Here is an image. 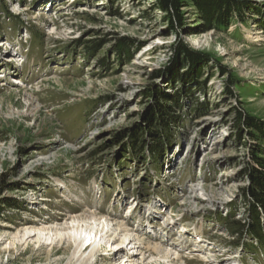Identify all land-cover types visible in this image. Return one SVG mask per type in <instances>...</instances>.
I'll return each mask as SVG.
<instances>
[{
  "label": "rangeland",
  "instance_id": "374dc122",
  "mask_svg": "<svg viewBox=\"0 0 264 264\" xmlns=\"http://www.w3.org/2000/svg\"><path fill=\"white\" fill-rule=\"evenodd\" d=\"M243 1L210 29L188 3L176 32L151 0H0V264H264L259 242L227 228L252 219L257 140L235 108L264 125V0ZM177 46L204 59L196 82H173ZM154 92L181 106L158 134ZM82 212L128 233L97 230L76 255Z\"/></svg>",
  "mask_w": 264,
  "mask_h": 264
},
{
  "label": "trees",
  "instance_id": "16d2710c",
  "mask_svg": "<svg viewBox=\"0 0 264 264\" xmlns=\"http://www.w3.org/2000/svg\"><path fill=\"white\" fill-rule=\"evenodd\" d=\"M152 1V12L160 11L162 13V18L165 23H168L169 27L178 32L180 28L184 25V15L182 7L186 6L188 3H192L198 11L199 17L203 20L206 29L210 28H227L230 24L231 16L234 13L241 15V9L245 6V1L243 0H151ZM147 19L151 20L150 15H145ZM124 48L121 47L118 51L122 53ZM176 55L179 53L183 54L180 58L177 56L174 60V67L171 69V78L173 82H196L200 77H202V71L198 70L196 72V64L204 61L201 59L198 54H195L193 51L186 49L184 47L177 46ZM128 53V54H127ZM126 56H131L129 50L125 49L123 52ZM181 59L187 60L188 69L184 72H181V68L186 66V63L180 62ZM205 62V61H204ZM183 66V67H182ZM199 69V68H198ZM234 83V80L230 84ZM231 85H228L227 90L230 95H233L232 90L230 89ZM190 89V88H188ZM153 92L147 93L146 97L153 96ZM156 96V111L159 112L157 115H151L148 120V128L153 131V134L156 133L155 127L158 126V122L165 123L166 129H169L171 124H175L170 118L169 113L174 112L176 108H180V102L178 96L169 97L160 93H155ZM159 95V96H158ZM170 103L172 105L170 106ZM172 110V111H171ZM174 110V111H173ZM234 124L239 130V134L246 132L250 135V138L257 140L255 145H252V166L246 167L244 169L245 175L250 181V186L243 189V197L245 202L248 204V210L246 211L248 215L252 217L250 222H243L239 220H229L228 222V231L234 233L239 237L244 235L252 236L261 246L264 248V225L262 223L263 218L261 217L262 213L264 214V150L260 142H264V125L260 124L259 121L254 119L251 115L246 113L244 109L236 107L235 108V121ZM242 125H245V131L242 128ZM147 128V130H148ZM256 130L252 132L248 130ZM155 146L153 151L158 153L163 152L165 145L163 143V136H154ZM139 138L136 136L135 139ZM139 142L132 144L134 150L140 152L143 151L141 144V139ZM163 144V145H162ZM144 145V144H143Z\"/></svg>",
  "mask_w": 264,
  "mask_h": 264
},
{
  "label": "bare ground",
  "instance_id": "6f19581e",
  "mask_svg": "<svg viewBox=\"0 0 264 264\" xmlns=\"http://www.w3.org/2000/svg\"><path fill=\"white\" fill-rule=\"evenodd\" d=\"M194 192L196 193L195 189L192 190V193H194ZM195 193H194V195L190 196L191 197L190 199H197V196L195 195ZM71 221H73V222L74 221L75 222L81 221V222L88 225L86 228L88 238H86V237H84L83 239L77 238V243L75 246V254L76 255L81 254V256H82L83 254H85V252L90 247L93 246L92 244H89V239L92 238V234L95 231L97 233V230H98V233H99V231L104 232L106 230V228L109 230L113 225L114 229L113 228H111V229H113L114 231L120 230L121 232H127L128 233V229L125 227L124 224H122V223L111 224L107 220L101 221V218H99L97 216V214H93V213H83L82 212L80 215L73 216V218H71ZM82 226H86V225H82ZM100 227H102V229ZM197 233H198V235L203 237L201 231L197 230ZM137 240H138V238H137ZM131 243H133V242H131ZM136 246L141 250L144 249L146 252H148L150 254H156L157 255V254L166 252V250H164L162 247H160L158 245H151L149 243H145V239L138 240L136 242ZM93 252H94V248L91 249L90 253L93 254ZM48 254H50V253H48Z\"/></svg>",
  "mask_w": 264,
  "mask_h": 264
}]
</instances>
